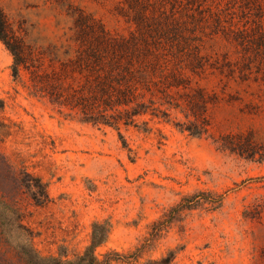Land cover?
<instances>
[{"label": "rangeland", "instance_id": "obj_1", "mask_svg": "<svg viewBox=\"0 0 264 264\" xmlns=\"http://www.w3.org/2000/svg\"><path fill=\"white\" fill-rule=\"evenodd\" d=\"M0 9L25 64L14 80L0 41V153L11 164L0 162V196L26 227L15 241L72 261L98 222L109 227L94 251L102 264H159L169 253L170 264H264V0ZM46 75L84 98L129 83L152 114L119 130L87 124L35 94L33 79ZM20 161L46 185V205L19 187ZM0 264H26L1 232Z\"/></svg>", "mask_w": 264, "mask_h": 264}, {"label": "trees", "instance_id": "obj_2", "mask_svg": "<svg viewBox=\"0 0 264 264\" xmlns=\"http://www.w3.org/2000/svg\"><path fill=\"white\" fill-rule=\"evenodd\" d=\"M5 18L0 9V41L5 45L13 57L12 77L14 80L19 78L20 68L25 66L21 55L12 45L6 40ZM100 55L96 53L93 57L100 59ZM107 81L112 80L111 75L107 74ZM112 78V79H111ZM33 88L35 94L39 93L48 101L58 108H68L71 111L78 112L83 117V121L94 126H108L119 130L120 124L129 126L134 122V118L146 116L150 113L148 107L144 103L137 102L129 83H123L124 89H118L114 85L101 86L97 91L101 95H91L88 98L82 96L77 97L68 90L69 86H63L61 83L49 82V77H35L33 79ZM48 83V85H45ZM120 86V83H116ZM122 86V85H121ZM115 94V95H114ZM111 112L112 114H109ZM191 135L198 136L199 132L195 133L190 129L187 130ZM9 158L5 154L0 153V162L7 168L11 164ZM16 179L19 187L25 190L31 197L33 203L37 207H42L49 202V197L46 192V185L40 178L35 177L28 172L25 167V162H19V168H16ZM188 203L177 205V209L188 208ZM26 227L23 225L22 217L17 211L7 205L3 196H0V232L5 241L10 245L15 246L26 264H102L94 255L97 247L103 245L108 237L109 227L107 224L95 222L92 224V233L90 245L86 247L84 252L77 256L72 261H62L54 257H41L33 248L29 241H15L18 238H23V233ZM156 232H160L157 231ZM173 255L169 253L166 258H163L159 264H170ZM155 264V263H149Z\"/></svg>", "mask_w": 264, "mask_h": 264}]
</instances>
